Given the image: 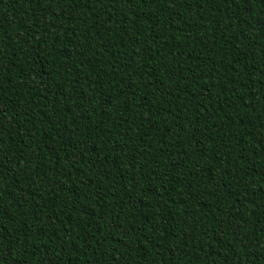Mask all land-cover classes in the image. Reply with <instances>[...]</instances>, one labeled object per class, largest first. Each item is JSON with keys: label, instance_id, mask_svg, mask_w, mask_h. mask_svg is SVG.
Masks as SVG:
<instances>
[{"label": "trees", "instance_id": "1", "mask_svg": "<svg viewBox=\"0 0 264 264\" xmlns=\"http://www.w3.org/2000/svg\"><path fill=\"white\" fill-rule=\"evenodd\" d=\"M0 264H264V0H0Z\"/></svg>", "mask_w": 264, "mask_h": 264}]
</instances>
